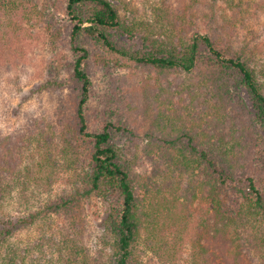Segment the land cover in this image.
Segmentation results:
<instances>
[{
	"label": "trees",
	"instance_id": "16d2710c",
	"mask_svg": "<svg viewBox=\"0 0 264 264\" xmlns=\"http://www.w3.org/2000/svg\"><path fill=\"white\" fill-rule=\"evenodd\" d=\"M16 1L0 0V10ZM34 1V17L37 12L40 20L29 18V35L40 25L50 44L58 52L67 49L72 57L68 78L47 80L43 89L56 82L62 90L67 85L70 95L62 99L53 120L33 118L13 134L0 129V264H141L142 227L159 259L172 261L194 219L191 264H264V229H255L264 221V167L259 172L254 165L261 147L257 126L264 132V81L256 46L238 31L237 23L218 15L215 0H188L168 15L166 9L155 24L138 19L135 10L124 18L117 0H65L62 12L53 0L41 7L35 6L40 0ZM24 2L30 0L18 3ZM116 31L139 39L142 46H120L111 36ZM23 32L17 26L0 29L1 77L16 66L13 47ZM130 71L137 73L130 77ZM96 73L108 77L117 93L111 102L115 111L100 124L90 117ZM128 80L133 87L127 99ZM149 113L157 123L143 131L140 125L146 127ZM120 133L136 138V147L144 141L152 159L157 154L156 176L162 172L177 178L172 197L161 189L149 209L140 208L133 166L113 141ZM35 153L40 159L32 168L27 156L35 158ZM57 155L75 172L71 192L36 210L27 205L24 213L5 211L13 193L25 196L34 183L51 179L46 170L59 165ZM194 171L198 174L192 180ZM93 196H116L103 224V242L110 248L99 250L98 257L83 246L86 231L80 226L82 202ZM50 215L67 218V234L26 243L14 240ZM246 228L251 230L245 234ZM171 234L179 240L172 248Z\"/></svg>",
	"mask_w": 264,
	"mask_h": 264
},
{
	"label": "rangeland",
	"instance_id": "374dc122",
	"mask_svg": "<svg viewBox=\"0 0 264 264\" xmlns=\"http://www.w3.org/2000/svg\"><path fill=\"white\" fill-rule=\"evenodd\" d=\"M9 7L6 10H0V29L11 30L14 26L18 29H25L24 36L19 41L15 42L13 51V63L16 66L12 70L6 72L2 79H0V129L5 134H13L14 132L22 131L24 125L29 124L33 118H44L53 120L54 114L57 109L63 105L62 99H68L70 95V88L64 87L63 90L58 88L56 82H51L53 85L49 89H43L45 82L53 79H66L68 78V63L72 58L67 49L63 48L61 52H58V48H55L50 44L51 37L41 28L40 25L35 24L34 33L29 35V30L32 29L33 23L29 22V18L34 19L35 23H38L40 17L36 12L34 17V4L36 1L30 0V2H24V5L18 3ZM57 9L60 12L64 11L65 0H53ZM212 1V0H210ZM35 6L45 2V0L38 1ZM116 3L122 5L121 15L130 16L132 10L137 11L135 14L138 19H145L150 23L155 24L159 16H163L171 10L177 11L179 7L184 8L188 0H117ZM215 10L222 18H226L228 21H234L237 23L238 31L255 47L257 69L260 77L264 81V1L263 0H215ZM202 8H204L202 6ZM41 9V8H40ZM166 16V15H165ZM236 18V20H235ZM240 29V30H239ZM111 36L113 40L120 46L129 49H138L142 46L139 39H131L128 36L120 32H112ZM66 37V36H65ZM23 38V39H22ZM22 39V41H21ZM91 44L90 46H92ZM97 48L101 49L99 46ZM132 72L134 69H131ZM57 72H60L58 74ZM130 71V77L133 74ZM122 73V72H121ZM60 76V78H58ZM139 77V76H138ZM127 90L124 95L125 98H129L131 87H133L132 80H128ZM131 88V89H130ZM243 95L247 100L248 105H251L247 99L246 91H243ZM116 88L113 83L110 82L108 77L101 73L94 74L93 78V97L90 105V117L94 123H101L105 117L112 112L114 102L116 98ZM115 111V110H114ZM120 116V114H119ZM118 119V118H116ZM142 120V119H141ZM146 127L140 125L141 130L148 131V127L153 129V125L157 123L153 113H149L145 117ZM101 121V122H100ZM53 123V121H52ZM98 124V125H99ZM257 143L261 145L258 151V155L255 156V171L262 172L264 167V132L260 125L257 126ZM264 130V129H263ZM113 141L123 148L126 154L127 160L130 161V165L133 166L136 183H139L141 203L139 204L142 210L150 208L149 204L154 202L156 194L161 193V189L165 191L168 197H172L171 191L174 192L176 187L177 178L173 175L169 177L163 176L160 172V177L156 176L157 165L160 160L157 154H151L154 159L146 154L144 147L145 142L141 141L138 147L135 146L137 142L136 138H131L126 134H115ZM35 148H33L34 150ZM136 152L134 153V151ZM32 152V149L30 150ZM30 154V152H29ZM58 154V153H57ZM39 155L35 153V158L27 156L30 167L35 168L36 163L39 160ZM59 165L53 169H47L52 176L51 179H44L40 185L35 183L28 189L25 196L16 191L13 195L4 203L5 211L10 214H18L19 212H26V206L30 205L34 210L38 209L39 205L44 202H48L58 198L65 193L71 192V180L74 179V171L69 169L68 161L57 155ZM257 164V165H256ZM165 167V166H164ZM55 171V172H54ZM158 172V171H157ZM198 171L189 174L192 180H195V176ZM195 178V179H193ZM184 183V182H183ZM185 185V184H184ZM183 186V185H182ZM174 188V189H173ZM181 193V190L178 191ZM179 196L181 194H178ZM116 200L115 197H99L93 196L91 199L83 201L82 206V228L86 231L84 234L83 246L89 250L91 257H98V251L110 246L104 244L103 239L105 236L103 224L108 217L111 207ZM198 202L196 201L193 206L196 207ZM211 207V205H210ZM186 213V212H185ZM192 230L189 231L187 236H184L185 241L178 248L175 258L171 260H160L153 248L146 242L147 233L146 230L141 228V235L139 241V250L141 251L140 262L141 264H191V252L193 247L194 233L197 232V220H190ZM256 228L264 229L263 223H256ZM262 224V225H261ZM180 225V224H177ZM253 226V225H251ZM70 225L66 217L50 215L43 221H40L33 227L24 230L16 238L15 241L22 243L32 242L35 239H39L44 236H55L57 238L63 237L67 234ZM251 228H246L243 232L245 234L250 231ZM261 234H258V237ZM13 241V239H12ZM179 240L174 235L169 236L170 248L174 246V242ZM209 244V243H208ZM219 247L215 246V250ZM213 248H210V250ZM174 250V249H173ZM221 251V249H220ZM212 251H210L211 253ZM55 259V257H53ZM212 255L209 256L211 260Z\"/></svg>",
	"mask_w": 264,
	"mask_h": 264
}]
</instances>
